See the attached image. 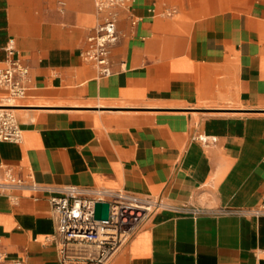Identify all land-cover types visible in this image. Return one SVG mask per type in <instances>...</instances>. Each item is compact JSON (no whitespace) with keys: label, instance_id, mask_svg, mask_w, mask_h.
<instances>
[{"label":"crops","instance_id":"obj_1","mask_svg":"<svg viewBox=\"0 0 264 264\" xmlns=\"http://www.w3.org/2000/svg\"><path fill=\"white\" fill-rule=\"evenodd\" d=\"M173 8L170 17L159 15ZM151 11H154L152 13ZM113 74L80 54L97 24L91 0H0L4 47L32 88L0 142L8 167L52 187L123 190L170 206L252 209L264 197V0H134ZM1 94V91H0ZM215 140L204 146L197 138ZM47 195L0 196V251L59 264ZM111 264H264V217L154 213Z\"/></svg>","mask_w":264,"mask_h":264},{"label":"built area","instance_id":"obj_2","mask_svg":"<svg viewBox=\"0 0 264 264\" xmlns=\"http://www.w3.org/2000/svg\"><path fill=\"white\" fill-rule=\"evenodd\" d=\"M60 13L65 0H55ZM97 15V24L86 39L80 57L90 65L97 78L113 74L111 53L119 40L117 25L126 19L131 27L137 19L131 14L134 0H91ZM154 13V11H151ZM173 8L159 15L170 17ZM5 65L0 69V142L18 143L21 132L15 119L18 104L27 98L32 88L29 67L16 56L13 41L4 47ZM204 146L213 145L214 139L198 137ZM0 196L11 191H25L34 199L47 195L56 223L53 242L59 264H111L119 251L160 210L196 218L200 216L264 217V197L252 209H206L192 206H170L159 199L142 197L123 190L81 188L73 185L44 186L31 178L16 176L8 167L2 168ZM96 205L107 206L106 219H95ZM0 264H23L10 259L0 251Z\"/></svg>","mask_w":264,"mask_h":264},{"label":"water","instance_id":"obj_3","mask_svg":"<svg viewBox=\"0 0 264 264\" xmlns=\"http://www.w3.org/2000/svg\"><path fill=\"white\" fill-rule=\"evenodd\" d=\"M107 217V206L96 205L95 208V219H106Z\"/></svg>","mask_w":264,"mask_h":264},{"label":"bare ground","instance_id":"obj_4","mask_svg":"<svg viewBox=\"0 0 264 264\" xmlns=\"http://www.w3.org/2000/svg\"><path fill=\"white\" fill-rule=\"evenodd\" d=\"M10 107H20V106H10ZM18 110H20V109H16L15 111H18Z\"/></svg>","mask_w":264,"mask_h":264}]
</instances>
